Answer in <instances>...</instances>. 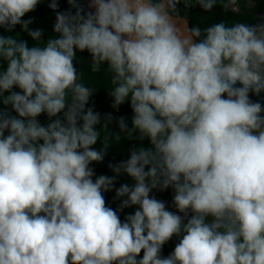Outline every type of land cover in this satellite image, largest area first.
I'll return each instance as SVG.
<instances>
[{
	"label": "clouds",
	"instance_id": "obj_1",
	"mask_svg": "<svg viewBox=\"0 0 264 264\" xmlns=\"http://www.w3.org/2000/svg\"><path fill=\"white\" fill-rule=\"evenodd\" d=\"M39 2L0 0V27L39 40L22 21ZM180 2L90 0L85 12L68 0L76 11L57 12L59 38L28 47L0 35V96L10 93L3 103L19 117L0 113V264H264V107L249 99L264 92V24L177 27ZM196 2L210 10L217 0ZM77 50L93 72L113 73L114 107L130 100L132 128L121 117V132L150 141L110 165L135 182L116 190L121 208L138 206L123 223L102 194L115 177L92 179L89 165L104 158L92 146L101 129L105 146L112 133L86 110L94 89ZM157 188L173 190L176 212L150 195Z\"/></svg>",
	"mask_w": 264,
	"mask_h": 264
},
{
	"label": "crops",
	"instance_id": "obj_2",
	"mask_svg": "<svg viewBox=\"0 0 264 264\" xmlns=\"http://www.w3.org/2000/svg\"><path fill=\"white\" fill-rule=\"evenodd\" d=\"M52 0H40L35 10L26 13L22 17V21L30 20L31 23L28 25L29 30H42V35L39 40H34L29 34L28 31H25L22 28V25H16L11 31L0 27V35L11 36L17 41H26L28 47H40L45 45L51 39L59 38V33L54 32V24L56 22L57 12H67L71 11L75 14L76 9L73 8L68 0H57L58 8L52 9L49 7V4ZM227 0H217L213 8L207 12L203 18L202 23L204 29L212 26L216 23H234L237 21L246 22L248 25H261L264 24V0H237V7H225ZM77 4L84 9L85 12L92 11L94 8H90V0H77ZM236 8V9H235ZM177 27L186 26L188 29V23L185 19L175 18ZM77 57L74 60V66L77 68L78 73L82 78V82L86 85L91 86L94 91L89 99V101H95V104L86 105L87 108H91L94 112L99 113L100 115V124L98 128H104L106 126L109 133H112L109 136L107 146H105V130L101 129V136L98 139L97 143L93 145V149L97 151L104 152V158L100 162H92L89 167L93 170L94 175L92 177L93 181L101 175L107 177H115L113 187L110 191L103 192L105 198L106 206L112 208L117 212L121 222H126L129 215L134 214L138 206H130L121 208L123 199L126 197L117 198L116 190L122 184H128L129 186L134 185V180L129 177L127 174L121 172L116 174L111 166H116L121 162L126 161L130 158L131 150L134 148H139L141 146L147 147L150 141L147 138L139 140L133 135L131 138L127 137L129 133H123L119 127V119L124 118L125 123L128 126V129L132 128V117L134 115L131 108L130 100H126L123 104L119 106L114 105V98L111 96V87H112V75L108 70L107 64L100 65L99 72L92 71V57L91 54L85 50L80 52L77 50ZM7 61L0 59V70H6ZM237 87L241 86L239 84ZM12 91L20 92L19 88H13ZM10 93L5 92L3 96H0V113H4L10 117H18V114L12 109L10 104H4L3 100ZM224 98H227L224 94ZM249 99L251 102H258L264 107V92H261L259 95L250 92ZM264 115V113H262ZM62 117V114H60ZM111 116L109 121L108 117ZM51 119H56L53 117ZM38 122L41 126H47L51 120L46 114H41L37 117ZM8 132L5 131V135ZM119 134V136L117 135ZM42 143V141H40ZM172 191L171 188L165 189ZM165 190L153 189L150 193L151 196L155 197L158 200L165 202ZM143 252L137 259L142 258ZM161 256L166 257L167 253L162 249Z\"/></svg>",
	"mask_w": 264,
	"mask_h": 264
},
{
	"label": "trees",
	"instance_id": "obj_3",
	"mask_svg": "<svg viewBox=\"0 0 264 264\" xmlns=\"http://www.w3.org/2000/svg\"><path fill=\"white\" fill-rule=\"evenodd\" d=\"M178 11L176 13H173V16L175 18H182L185 19L188 23L189 29H192L194 27H199L201 30L204 29L202 18L203 16L209 12L210 10L203 9L199 3L196 2V0H190L188 6L185 5L184 0H181V2L177 5ZM90 104H95L94 101H89ZM173 197L174 192L165 190V204L166 208L169 211L176 212V208L173 204ZM180 215H183L182 213H177ZM191 213H189L190 217ZM185 223L187 222V217L185 218ZM181 237L173 236L167 243H165L162 247L164 251L167 253V255L171 254L175 248V245L179 242V239Z\"/></svg>",
	"mask_w": 264,
	"mask_h": 264
},
{
	"label": "built area",
	"instance_id": "obj_4",
	"mask_svg": "<svg viewBox=\"0 0 264 264\" xmlns=\"http://www.w3.org/2000/svg\"><path fill=\"white\" fill-rule=\"evenodd\" d=\"M236 9V8H235Z\"/></svg>",
	"mask_w": 264,
	"mask_h": 264
}]
</instances>
